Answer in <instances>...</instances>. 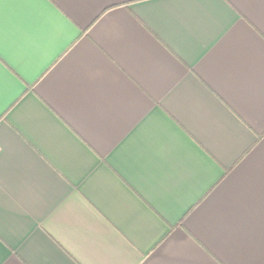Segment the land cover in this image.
Here are the masks:
<instances>
[{
  "label": "crops",
  "instance_id": "obj_1",
  "mask_svg": "<svg viewBox=\"0 0 264 264\" xmlns=\"http://www.w3.org/2000/svg\"><path fill=\"white\" fill-rule=\"evenodd\" d=\"M0 264H264V0H0Z\"/></svg>",
  "mask_w": 264,
  "mask_h": 264
},
{
  "label": "snow or ice",
  "instance_id": "obj_2",
  "mask_svg": "<svg viewBox=\"0 0 264 264\" xmlns=\"http://www.w3.org/2000/svg\"><path fill=\"white\" fill-rule=\"evenodd\" d=\"M162 2H171V0H162Z\"/></svg>",
  "mask_w": 264,
  "mask_h": 264
}]
</instances>
